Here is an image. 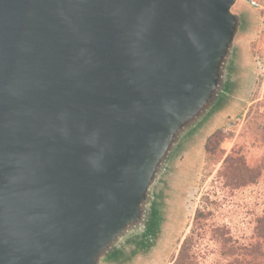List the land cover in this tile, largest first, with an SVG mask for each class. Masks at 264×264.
Instances as JSON below:
<instances>
[{
  "label": "water",
  "instance_id": "95a60500",
  "mask_svg": "<svg viewBox=\"0 0 264 264\" xmlns=\"http://www.w3.org/2000/svg\"><path fill=\"white\" fill-rule=\"evenodd\" d=\"M242 0H0V264L153 256L238 101Z\"/></svg>",
  "mask_w": 264,
  "mask_h": 264
},
{
  "label": "rangeland",
  "instance_id": "374dc122",
  "mask_svg": "<svg viewBox=\"0 0 264 264\" xmlns=\"http://www.w3.org/2000/svg\"><path fill=\"white\" fill-rule=\"evenodd\" d=\"M259 1L260 9L244 0L240 4L254 14L252 32L242 40L248 63L243 91L194 152L179 159L182 178L167 231L153 256L138 264H171L184 239L200 232L197 264H228L230 259L220 256L218 240L210 231L225 226L228 234L224 237L239 244L252 236L255 220L264 208V172L233 190L224 187L221 173L225 159L237 156L249 169L264 168V0Z\"/></svg>",
  "mask_w": 264,
  "mask_h": 264
},
{
  "label": "trees",
  "instance_id": "16d2710c",
  "mask_svg": "<svg viewBox=\"0 0 264 264\" xmlns=\"http://www.w3.org/2000/svg\"><path fill=\"white\" fill-rule=\"evenodd\" d=\"M209 142L210 140H208ZM263 172L264 168L261 166L249 169L243 158L237 156L225 159L221 178L224 181V187L233 190L249 183L252 175L253 179L260 178ZM208 216H210L209 211ZM210 227L208 226V232ZM224 228L225 226H222L217 232L214 230L210 232H213L218 240L220 256L227 260L230 259L228 264H264V208L255 220V228L248 242L239 244L238 241H232L231 238L224 237L228 234ZM200 235L202 236L201 232L200 234L190 233L182 242L179 252L171 264H197V238ZM231 242L235 245L228 244Z\"/></svg>",
  "mask_w": 264,
  "mask_h": 264
},
{
  "label": "built area",
  "instance_id": "2783aa9c",
  "mask_svg": "<svg viewBox=\"0 0 264 264\" xmlns=\"http://www.w3.org/2000/svg\"><path fill=\"white\" fill-rule=\"evenodd\" d=\"M248 5L252 6L253 8L260 9L261 2L259 0H244Z\"/></svg>",
  "mask_w": 264,
  "mask_h": 264
}]
</instances>
